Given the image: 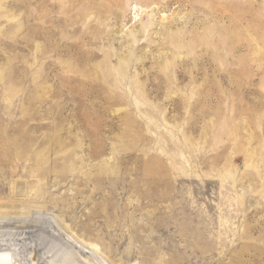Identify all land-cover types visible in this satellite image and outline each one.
<instances>
[{
  "label": "rangeland",
  "instance_id": "obj_1",
  "mask_svg": "<svg viewBox=\"0 0 264 264\" xmlns=\"http://www.w3.org/2000/svg\"><path fill=\"white\" fill-rule=\"evenodd\" d=\"M0 152L118 264H264V0H0Z\"/></svg>",
  "mask_w": 264,
  "mask_h": 264
},
{
  "label": "bare ground",
  "instance_id": "obj_2",
  "mask_svg": "<svg viewBox=\"0 0 264 264\" xmlns=\"http://www.w3.org/2000/svg\"><path fill=\"white\" fill-rule=\"evenodd\" d=\"M43 199L33 196L27 202L0 196V264H103L96 256L106 258V247L91 232L78 228L77 222L56 216L58 202ZM51 214L57 222L49 221Z\"/></svg>",
  "mask_w": 264,
  "mask_h": 264
}]
</instances>
